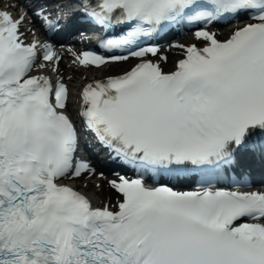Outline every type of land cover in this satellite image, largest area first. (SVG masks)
Instances as JSON below:
<instances>
[{
    "label": "snow or ice",
    "instance_id": "1",
    "mask_svg": "<svg viewBox=\"0 0 264 264\" xmlns=\"http://www.w3.org/2000/svg\"><path fill=\"white\" fill-rule=\"evenodd\" d=\"M27 3L0 8V264H264V190L213 183L239 150L264 157V0H79L87 22L119 35L100 41L107 56L68 49L72 64L138 60L78 93L82 130L136 172L108 180L116 200L100 207L62 182L95 175L77 156L63 57L21 30H57L68 13ZM242 19L225 39L209 28ZM182 25L196 42L170 45L180 58L165 71L160 48L141 45ZM191 172L192 191L145 182Z\"/></svg>",
    "mask_w": 264,
    "mask_h": 264
},
{
    "label": "bare ground",
    "instance_id": "2",
    "mask_svg": "<svg viewBox=\"0 0 264 264\" xmlns=\"http://www.w3.org/2000/svg\"><path fill=\"white\" fill-rule=\"evenodd\" d=\"M128 67V64L121 63L117 65H111L107 67L106 69H98V70H92V72L96 75H99V77H105L108 75H115L118 73L123 72ZM168 70L172 69V66H169L167 68ZM74 80L71 79L70 83ZM87 184L85 187H82L84 191H86L89 195H91L93 198L101 197L103 200L104 198H112V192L109 189H106L102 183H100V188H94L92 183H90L88 180H86Z\"/></svg>",
    "mask_w": 264,
    "mask_h": 264
}]
</instances>
